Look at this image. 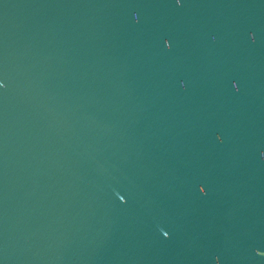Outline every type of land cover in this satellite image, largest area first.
Instances as JSON below:
<instances>
[{"label":"water","instance_id":"obj_1","mask_svg":"<svg viewBox=\"0 0 264 264\" xmlns=\"http://www.w3.org/2000/svg\"><path fill=\"white\" fill-rule=\"evenodd\" d=\"M0 83V264H264V0H0Z\"/></svg>","mask_w":264,"mask_h":264},{"label":"snow or ice","instance_id":"obj_2","mask_svg":"<svg viewBox=\"0 0 264 264\" xmlns=\"http://www.w3.org/2000/svg\"><path fill=\"white\" fill-rule=\"evenodd\" d=\"M174 2H175L177 7H180L182 5V3H183V0H174ZM132 19H133V21L138 22V19H137L136 15H133ZM248 38H249L250 41L254 42V34L249 33V37ZM210 40L212 42H215V36L214 35L210 36ZM161 43H162V47L164 48L165 51H170L171 50V41L169 39H167L166 37H163V38H161ZM234 85H235V87H233ZM178 86L181 89H184L186 87V85H185V83L183 81H180ZM231 87L233 88V90H238V86H237L236 83H233L231 85ZM215 139H216L217 142H222V138H221L220 135H216ZM261 153H264V152H261ZM199 192L205 194L204 187H202V186L199 187Z\"/></svg>","mask_w":264,"mask_h":264},{"label":"clouds","instance_id":"obj_3","mask_svg":"<svg viewBox=\"0 0 264 264\" xmlns=\"http://www.w3.org/2000/svg\"><path fill=\"white\" fill-rule=\"evenodd\" d=\"M4 85L2 84V83H0V88H2ZM233 87H235V85L233 86ZM260 158L261 159H264V153H261L260 154Z\"/></svg>","mask_w":264,"mask_h":264}]
</instances>
